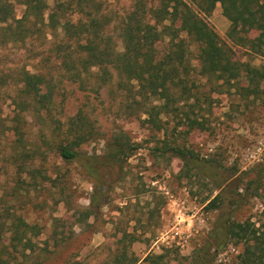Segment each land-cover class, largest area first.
I'll return each mask as SVG.
<instances>
[{
	"label": "trees",
	"instance_id": "16d2710c",
	"mask_svg": "<svg viewBox=\"0 0 264 264\" xmlns=\"http://www.w3.org/2000/svg\"><path fill=\"white\" fill-rule=\"evenodd\" d=\"M116 2L112 6L108 0H53L52 4L47 0H19L23 12L17 17L15 5L0 0V45L39 42L33 49L35 71L24 65L16 68L14 93L8 95L10 114L0 117L17 177L9 197L0 196V264H19L20 258L27 261L37 246L34 238L41 228L19 214L16 204L23 195L21 190L29 193V188L22 186L29 184L22 179L23 173L36 177L33 169H26V160L35 156L46 160L41 147L64 163H77L91 182L92 209H85L83 218L106 203L110 188L123 178L127 159L137 149L124 131L113 130L103 137L101 154L83 153L82 145L96 140L101 132L86 103L74 104L69 111L66 95L58 91L64 80L81 92L96 95L106 88L121 108L130 114H145L144 121L158 131L164 129L162 116H177L179 121L173 129L184 126L177 131L183 137L193 129L207 128L208 93L199 95L194 70L213 79L220 93L233 89L258 99L264 92V63L254 66L236 59L232 47L206 20L219 3L229 21L227 38L264 58V0H126L120 6ZM115 31L122 41L121 50L115 44ZM193 43L198 68L192 66L189 57ZM54 67L62 78L55 77ZM30 134H38L39 141ZM151 151L157 156L180 158L226 193L219 191L207 208L216 209L219 200L225 198L235 205L236 197L255 192L264 175V165L254 169L255 176L249 178L243 193L238 191L239 181L250 171L234 176L235 167L225 175L217 171L221 165L216 160L194 155L184 144L174 145L165 139ZM59 169L55 165L52 175L39 174L54 186L61 175ZM239 207L237 204L218 214L187 264H211L232 239L243 242L238 264H264V229L250 218L238 220L235 215ZM134 240L132 233L121 234L114 264H167V251L147 255L144 263L128 258ZM119 257H127V262L122 263Z\"/></svg>",
	"mask_w": 264,
	"mask_h": 264
},
{
	"label": "rangeland",
	"instance_id": "374dc122",
	"mask_svg": "<svg viewBox=\"0 0 264 264\" xmlns=\"http://www.w3.org/2000/svg\"><path fill=\"white\" fill-rule=\"evenodd\" d=\"M10 1L15 5L16 16L20 17L23 6L19 0ZM47 1L52 4L53 0ZM108 1L112 6L115 1L118 6L126 2ZM206 20L221 40L232 47L236 59L254 66L264 63L263 57L233 45L227 38L229 21L222 14L219 3ZM113 36L117 49L121 50L118 32L115 31ZM38 44L34 41V45H0V117L10 114L8 95L14 93L16 68L24 65L35 71L33 49ZM190 49L191 64L198 68L196 44H191ZM58 71L56 67L52 69L55 77L62 78ZM193 73L199 95L208 93L210 105L205 114L207 128L193 129L185 137L177 132L184 126L173 129L179 121L177 116H162L164 129L158 131L144 121L145 114H130L121 108L119 101L107 94L106 88L100 89L98 95L81 92L75 84L63 78L58 91L66 95L69 111H73L74 104L86 103L85 108L96 119L101 132L96 140L82 145L83 153L101 154L104 151L103 137L113 130L124 131L137 149L127 159L123 178L110 188L106 203L88 218H83L81 213L91 208L93 187L77 163H64L44 147L40 151L45 153L46 160L41 161L39 156L27 159L25 167L33 169L36 177L23 173L22 179L29 184L20 185L28 187L29 193L21 190L23 195L16 208L29 222L37 223L41 233L34 238L37 246L29 259L20 258L19 264H114L120 250L118 239L125 231L135 237L129 245L127 257L136 258L137 263H144L143 259L149 254L167 251V264H187L218 214L232 210L237 204H240L235 215L238 220L250 218L257 227L264 229V175L255 192L243 198L236 197L235 205L225 198L223 202L219 200L216 209L207 208L208 202L221 189L180 158L169 154L157 156L151 151L165 139L174 145L184 144L194 155L216 160L221 165L217 171L225 175L235 167L234 176L250 171L239 181L238 191L243 193L249 178L255 176L254 169L264 165V150L256 154L259 141L264 145V92L258 99L239 95L233 89L220 93L215 90L213 79L197 75L196 70ZM262 88L264 90V83ZM179 115L184 117V113ZM2 130L0 124V196L8 198L17 177L11 166L9 141ZM37 135L30 134L29 137L36 139ZM55 165L60 168L61 175H58L56 185L50 186L39 171L52 175ZM178 215L181 221L175 227ZM242 249V241L229 240L216 253L211 264H238ZM127 257L119 259L124 263Z\"/></svg>",
	"mask_w": 264,
	"mask_h": 264
},
{
	"label": "built area",
	"instance_id": "2783aa9c",
	"mask_svg": "<svg viewBox=\"0 0 264 264\" xmlns=\"http://www.w3.org/2000/svg\"><path fill=\"white\" fill-rule=\"evenodd\" d=\"M256 150H257V151H256V152H257L256 154H261V153L263 152V150H264V145L262 144L261 141H259ZM180 221H181V220H179V215H178V217H177V222H176V226H175V227H177V226L179 225Z\"/></svg>",
	"mask_w": 264,
	"mask_h": 264
}]
</instances>
